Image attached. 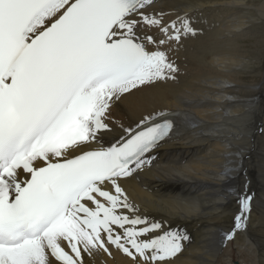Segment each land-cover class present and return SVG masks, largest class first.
<instances>
[{
	"label": "snow or ice",
	"instance_id": "6c2138e0",
	"mask_svg": "<svg viewBox=\"0 0 264 264\" xmlns=\"http://www.w3.org/2000/svg\"><path fill=\"white\" fill-rule=\"evenodd\" d=\"M166 15L156 0H0V264H92L113 249L130 264H174L190 242L123 187L171 139L169 112L128 125L112 115L177 79L169 53L199 29L187 12ZM248 184L225 192L238 205L225 242L246 229Z\"/></svg>",
	"mask_w": 264,
	"mask_h": 264
},
{
	"label": "bare ground",
	"instance_id": "6f19581e",
	"mask_svg": "<svg viewBox=\"0 0 264 264\" xmlns=\"http://www.w3.org/2000/svg\"><path fill=\"white\" fill-rule=\"evenodd\" d=\"M245 2L156 0L157 10L168 13L166 20L187 12L199 32L183 39L169 53L179 68L175 81L146 88L117 102L112 109L114 119L125 125L153 110H167L168 118L175 122L171 139L155 150L153 164L123 181L129 198L145 214L164 217L187 230L190 242H186L174 264H232L235 259L239 264H264L262 199L263 203L259 200L252 207L260 212L258 225L248 221L246 229L238 231L231 241H224V233L233 227L232 223L215 220L234 214L236 200L226 197L225 192L242 189L246 180L252 192L255 181L251 177L264 164V155L257 152L264 135L262 88L256 89V98L251 100L252 90L240 80L249 66L245 62L249 51L243 41L248 29L236 14ZM251 114L257 124L254 134L250 130ZM119 133L120 129L115 128L104 142ZM226 167L235 169L231 178L223 175ZM240 242L241 247H233ZM92 264L130 261L113 249L111 257L95 253Z\"/></svg>",
	"mask_w": 264,
	"mask_h": 264
},
{
	"label": "rangeland",
	"instance_id": "374dc122",
	"mask_svg": "<svg viewBox=\"0 0 264 264\" xmlns=\"http://www.w3.org/2000/svg\"><path fill=\"white\" fill-rule=\"evenodd\" d=\"M233 1H237V0H233ZM245 5L246 6H239L241 10H238L236 14V17L239 18L240 21L246 22V26L248 29V33L245 35V38L243 41L245 42V46H244L245 49L249 51L247 60H245V62L249 63V66L246 70L243 71V74L240 76V80L244 81L245 84L247 83L246 85L247 86L249 85L248 87L250 88V90H252L253 93L249 94V97H250L249 99L251 100L256 98V96L254 95V92H257V90L262 88V95H263L262 103H264V65H263L264 64V0H246ZM242 9H245L246 11H243ZM258 66L261 68H257ZM253 82L254 84H252ZM258 82H259V85H256V83ZM250 106L252 107L253 105L250 104ZM255 121H256V118L254 117V115L251 114L249 123H250V130L252 134H254L255 131H257V126H256L257 124H255ZM261 139L262 141H261V144L259 145L260 148L257 152L264 155V147H263L264 135L263 134H262ZM252 148L253 147H251V149ZM254 158H256V156H254ZM251 162H253V160ZM255 174L256 175H254L253 178L251 177V180H253V182L255 181L258 183V190H256V184L254 182L252 183V190L254 189L253 190L254 192L252 191V193L257 194L258 192V195H255L256 199L254 200L256 201L252 203V207L255 206V203L259 200H260L259 202H261L262 200L264 202V196H263L264 195V177H263L264 176V164L262 165L260 170L256 169ZM236 205L234 206V208L236 207L234 214L227 213L225 214V216L222 217L223 219L215 218V220H218L219 222L222 221L225 223H232L233 225L234 217L238 211L237 209L238 205L237 206ZM260 217L261 216H260L259 210H255V208H252L248 221L253 226H257L259 223ZM241 237L242 235H239L240 240H242ZM238 245L241 247L242 242H240L237 245L235 244L233 247L236 248L238 247ZM232 264H239V262L238 260L235 259V262H233Z\"/></svg>",
	"mask_w": 264,
	"mask_h": 264
}]
</instances>
